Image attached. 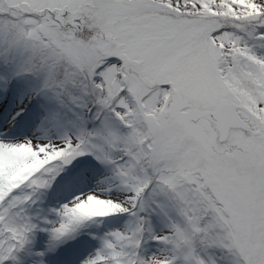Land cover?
<instances>
[{
	"label": "snow or ice",
	"instance_id": "snow-or-ice-1",
	"mask_svg": "<svg viewBox=\"0 0 264 264\" xmlns=\"http://www.w3.org/2000/svg\"><path fill=\"white\" fill-rule=\"evenodd\" d=\"M0 264H264V0H0Z\"/></svg>",
	"mask_w": 264,
	"mask_h": 264
}]
</instances>
